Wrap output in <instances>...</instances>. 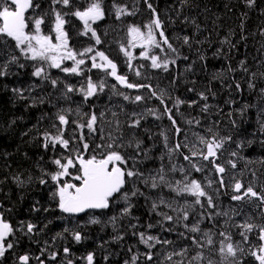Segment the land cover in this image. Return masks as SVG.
I'll return each mask as SVG.
<instances>
[{"label":"trees","instance_id":"1","mask_svg":"<svg viewBox=\"0 0 264 264\" xmlns=\"http://www.w3.org/2000/svg\"><path fill=\"white\" fill-rule=\"evenodd\" d=\"M39 2L47 11L50 0H39ZM79 2L82 3L83 0ZM115 2L126 4L129 10L138 9V11L135 16L117 20L111 10L113 0H104L109 11L106 12L105 19L95 24L94 28L109 44V49L103 46L101 51H105L118 67H124L127 66L126 58L121 55L119 45L125 36V28L129 24L143 25L152 17L144 0H115ZM150 2L159 13L165 33L180 52L181 58L177 59L175 65H170L168 72L152 70L147 66L148 62L142 59H139V62H132L134 67L136 64L145 65L143 69L147 70H144L147 78L137 82L131 80V82L151 84L158 94L163 90L165 103L170 107L177 97L185 101H198L192 107H188L187 103L182 105L176 113L175 118L183 134L189 139H194L193 132L206 135V128L212 126L221 136L232 135L233 142L225 145L226 151L220 161L224 163L227 159H235L237 169H231L226 165L228 171L225 175L230 179L233 176L243 177L242 181L245 184L254 182L259 191L260 187L264 186V163H261L264 161V129L260 126L264 122V97H261L259 92V89L264 88V77L260 75L264 73V35H261L264 31V0H256L252 8H248L244 0H188L187 5L182 4L181 0H150ZM67 19L70 21L69 24L76 22L74 17H67ZM77 23L80 26L78 20ZM118 29L122 32L121 39L117 35L113 39ZM184 36L191 38V47L183 44ZM225 37L231 42L230 44L222 43ZM87 39L91 42L88 37ZM170 55L174 54L170 53ZM183 56H187L188 59H183ZM241 61H245L248 73L241 70ZM230 67L234 71H230ZM133 73L132 71L131 76ZM250 73H256L253 79L256 84L255 90L248 88ZM50 75L56 79L60 76L56 72ZM59 81L61 83L53 89L49 82L38 83L23 70L12 71L7 77L0 78V205L3 206L0 210L4 211L9 222L18 229L15 237L9 238L17 241L15 247L6 253L5 258L0 260V264H19L18 257L25 254L30 257L29 264H40V261H43V264H68L69 260L73 264H87L85 257L89 253L94 254V264H125V261L131 260L133 254L140 255L137 264H159L167 252L178 250L188 241L178 235L179 232L185 231L182 225H176L173 232H165L157 225L161 217L152 211V201L161 194L167 199L175 198L179 202L185 199L191 200V197H175V194L169 192L167 188L152 190L143 184H138L137 186L144 195L131 198L130 215H121L126 205L120 202L108 210L88 212L75 219L60 212L56 207V201L52 197L54 186L51 181L49 180L48 184L40 183L42 178L47 179L44 172L54 169V165L51 164V157L54 153L42 147V133L55 132L52 123L60 108L75 109L79 106L82 112L95 110L99 113L103 111L106 114V120L113 119L110 116L111 106L104 101L106 99L100 93L87 102H84L83 98L77 94H70L71 100H65L61 98L63 86L65 84L75 85V83L63 79ZM83 82L84 79L79 85ZM235 83L241 84L240 91L235 89ZM229 84L232 88L227 87ZM109 85L112 90L117 91V86L113 89L112 85ZM13 88L25 89L24 98L14 94L11 91ZM200 92H204L209 97L206 101L211 106L208 112L201 111L200 106L205 101L199 99L198 93ZM138 94L147 95L148 90L133 89L131 91V97ZM169 96L171 100L168 99ZM245 104L252 105V107L241 115L240 109ZM147 107L163 110V106L155 98L139 105L130 103L131 111L143 112ZM114 108L113 111L118 113V119L125 125V133L131 136L134 132L143 141L142 147L147 151V157L141 153L140 158L145 159L148 164L143 166L145 174L147 175L152 170L155 174L161 164L167 169L169 160L165 155L166 149L161 133L169 136V144L183 141V135L180 137L174 135L171 122L166 116L159 120L148 116L141 121L140 128L128 129L126 125L129 106H122L119 102ZM173 111L175 112V109ZM193 118L200 120L202 126L189 125L187 120ZM72 119L76 117L71 116L70 120ZM233 120L236 121V127L232 125ZM72 127L75 126L72 125ZM105 127L107 128V125ZM70 134V132L66 133V137ZM248 141L252 143L249 144ZM240 142H243L244 147L237 149V143ZM182 151L187 153V149ZM230 151H238L239 156L230 157ZM162 155L163 160H161ZM171 163L188 168V162L184 161L179 153L175 154ZM253 172L256 173L255 177L252 175ZM192 176L202 180L205 173L193 172ZM15 177H20L23 183L18 184ZM247 177L251 178L249 182ZM168 178L181 179V174L169 172ZM218 187V184L213 185V189ZM213 189H208V191L215 195ZM229 190L226 185L220 189V193L228 194ZM216 203L219 206L217 197ZM158 211L175 215L166 208H160ZM196 211H201L198 206ZM113 216L116 217L114 224L110 220ZM93 218L98 219L99 222L90 223ZM28 223L36 226L31 234H26ZM149 223L155 225L147 229L150 234L172 240V245H174H156V248L152 249L154 253L152 262L144 260L142 254L148 249L139 242L138 236L133 235L134 231H146V225ZM133 224L137 225L136 229L131 227ZM169 226L168 223L164 224L165 228ZM200 227L205 231L212 229L215 232L217 229L223 230L228 225L222 222L221 217H217L212 222L204 220ZM73 231L82 233L84 239L80 243L73 239ZM117 236L123 238L117 240L115 239ZM64 248L69 249L67 254ZM158 249L163 250L158 253ZM196 251L197 249L193 247L189 256L195 255ZM53 253L56 254L54 260L50 258ZM205 255L218 260V257L207 249ZM37 257L39 260L36 259ZM174 259L180 258L175 257ZM164 264L168 262L164 261Z\"/></svg>","mask_w":264,"mask_h":264},{"label":"snow or ice","instance_id":"2","mask_svg":"<svg viewBox=\"0 0 264 264\" xmlns=\"http://www.w3.org/2000/svg\"><path fill=\"white\" fill-rule=\"evenodd\" d=\"M181 2L184 5L188 4V0H181ZM244 2L248 8H252L256 0H244ZM144 3L150 10L152 18L143 25L129 24L127 44L119 45V51L126 58L129 71H133L137 77L142 76L139 68L134 67L132 63L137 58L149 61L150 64L147 66L151 69L164 72H168L170 65H175L177 59L181 58L180 52L165 33L163 21L156 8L150 0H144ZM111 10L117 20L135 16L138 11V9L129 10L126 4H118L115 0L111 5ZM107 11L109 9L104 0H83L82 3L79 0H50L47 11L39 0H0V58H3L0 59V78L8 76L9 69L13 65L24 68L26 65L21 62L23 59L31 62L34 69L31 75L38 80L49 82L53 89H56L61 81L52 78L49 69H58L66 76L82 77L84 82L79 86L65 84L61 98L71 100L70 94H77L83 98L84 102H87L105 90L106 83L103 79L95 81L91 76L86 75V72L98 70L106 77H112L118 85L127 89L148 90L147 95L138 94L134 97L115 93L121 95L125 101L139 105L155 98L163 106L162 111L152 107L145 108L143 112L132 111L128 114L126 125L128 129L140 128L141 121L148 116L157 120L166 116L171 122L174 135L176 137L183 135V141L169 144V136L162 132L169 167L166 169L161 164L155 174L146 175L138 166L141 163L139 159L141 153L147 157V151L142 147L143 141L134 132L131 136L125 133V125L118 119L117 112H111L113 119L106 120V114L103 111L99 113L95 110L82 112L79 106L75 109L60 108L52 123L55 132L42 133V147L54 153L51 157L54 169L45 171L44 176L47 179L42 178L40 183L48 184L49 180L51 181L54 186L52 197L56 201V207L60 212L69 216L108 210L120 202L126 205L121 215H130L131 198L144 195L137 186L138 184H143L152 190L167 188L169 192L175 194V197H191L192 199H185L183 203H180L175 198L170 200L163 194L159 195L151 204L152 211L161 217L157 225L165 232H173L176 225H182L185 231L179 232L178 235L188 243L181 245L178 250L167 252L159 264H164V261L168 264H264V222L257 223L255 219L258 216L261 221H264V186L258 191L254 182L246 186L233 176L231 200L237 202V206L227 211L216 210L218 207L216 197L220 194V189L226 187L225 174L228 171L226 165L231 169H237L235 159H227L224 163L218 162L226 151L225 145L233 142L232 135L221 136L218 131L209 126L206 128V135L193 132L194 139H189L183 134L175 117L182 105L187 103L188 107H192L198 101H185L177 97L170 107L165 103L163 90L158 94L151 84L132 83L126 75L120 74L117 63L109 58L105 51L97 48L102 44V40L93 25L104 20ZM67 17H74L78 20L81 24L78 35L88 37L94 43L82 49L72 46L69 32L65 27L70 23ZM261 35H264V31ZM182 39L184 45L191 47L189 36H184ZM222 43L230 44L231 42L225 37ZM135 49H140L138 57L133 51ZM182 58L188 59L187 56ZM66 62H71V65L66 66ZM89 64L90 67H86ZM143 67L145 65L141 64L140 68ZM240 68L248 73L245 61L240 62ZM229 70L234 71L231 67ZM260 75L264 77V73ZM255 76L256 73L249 74V89H256V84L253 82ZM116 86L114 84L112 88L115 89ZM227 87L232 88V85L229 84ZM235 89L240 91L241 84L235 83ZM11 91L18 97L24 98L25 89L13 88ZM259 92L261 97H264V88L259 89ZM198 96L201 101H205L200 106L201 111L208 112L211 107L206 103L209 99L208 95L200 92ZM168 99L171 100V96ZM249 107L252 105L245 104L240 109V114L243 115ZM71 116H75L76 119L70 120ZM187 123L202 126L201 121L195 118L187 120ZM72 125L75 127L73 128ZM232 125L236 127L235 120L232 121ZM260 126L264 129V122ZM68 132L71 134L66 137ZM248 143L252 142L248 141ZM243 147V142L237 143V149ZM183 149H187L186 154L182 151ZM177 153L188 162V168L171 163ZM229 156L238 157L239 152L230 151ZM163 159L162 155L161 160ZM169 172H179L181 179L170 180ZM193 172L205 173L203 181L194 178ZM210 173H215L216 178H212ZM252 175L255 177L256 173L253 172ZM14 179L18 184L23 183L20 177ZM214 184H218L219 187L213 189ZM208 189H213L215 195L210 194ZM245 205L251 209H259V212L249 211L244 207ZM197 206L201 211H196ZM2 208L3 206L0 205V209ZM160 208H166L175 215L158 211ZM220 216L228 217L225 221L228 227L223 230L205 231L200 227L204 220L212 222ZM235 216H240L241 219L237 221L234 219ZM110 220L114 224L116 217L113 216ZM229 221H231L230 224ZM98 222L99 220L95 218L90 220L93 224ZM165 223L170 226L165 228ZM154 226L149 223L146 225V231L133 232V235L138 236L139 242L148 249L142 254L146 262L154 260L152 249L156 248V245L173 244L172 240L152 235L147 231ZM131 227L136 229L137 225L133 224ZM35 229L34 224L28 223L26 234L33 233ZM17 230V227L6 218L4 211L0 210V260H3L6 253L15 247L17 241L9 238L15 237ZM72 237L77 243L84 239L79 231H73ZM122 238L121 236L115 237L117 240ZM193 247L197 251L195 255L189 256ZM206 249L218 257V260H213L211 256L206 257ZM129 251L131 252L132 249L130 248ZM64 252L67 254L69 249L64 248ZM175 257L180 259H174ZM50 258L54 260L56 254L53 253ZM36 259L39 260V257ZM85 259L87 264H94V254L89 253ZM139 259V254H133L131 260L125 261V264H137ZM18 261L19 264H29L30 257L27 254L21 255ZM40 264H43V261H40ZM68 264H73V262L69 260Z\"/></svg>","mask_w":264,"mask_h":264},{"label":"rangeland","instance_id":"3","mask_svg":"<svg viewBox=\"0 0 264 264\" xmlns=\"http://www.w3.org/2000/svg\"><path fill=\"white\" fill-rule=\"evenodd\" d=\"M139 51H140V49H139ZM139 51H138L137 54H135L136 56L139 55ZM21 62L22 63H25L23 60H21ZM25 65H27V64L25 63ZM17 69H19V67L14 66V65L10 67V70H17ZM92 78H93V80L96 81V78H94V77H92ZM115 93H117V91H114L111 88H105L104 92L100 93L106 99L104 101L105 102H108V104L111 106V112H113V108H114L113 107V103L116 101V98H117V94H115ZM114 111H115V108H114ZM110 116H111V114H110ZM214 176L215 175H213V177ZM180 203H183V202H180Z\"/></svg>","mask_w":264,"mask_h":264},{"label":"flooded vegetation","instance_id":"4","mask_svg":"<svg viewBox=\"0 0 264 264\" xmlns=\"http://www.w3.org/2000/svg\"><path fill=\"white\" fill-rule=\"evenodd\" d=\"M136 68H139V70H140L141 72H143V73H142V76H141V77H137V76L135 75V73H133V76H131V73H132V72H130V73H129V78H130V80H132L133 82H137L138 80L140 81V79H141V81L144 80V79H146V78H147V73H145V71H144V70H146V69H145V68H144V69H143V68H140V64H139ZM146 71H147V70H146ZM168 246H174V245L170 244V245H168ZM163 249H165V248H163ZM163 249H158V253H159L161 250H163Z\"/></svg>","mask_w":264,"mask_h":264},{"label":"bare ground","instance_id":"5","mask_svg":"<svg viewBox=\"0 0 264 264\" xmlns=\"http://www.w3.org/2000/svg\"><path fill=\"white\" fill-rule=\"evenodd\" d=\"M139 64H136L135 67H137ZM122 93V92H119ZM123 100V97L121 95H117L116 101L113 103V107L118 104L119 102H121ZM108 103V102H107ZM177 159V158H176ZM208 171V170H207ZM245 179V178H244ZM250 180V179H249ZM212 193V192H211Z\"/></svg>","mask_w":264,"mask_h":264},{"label":"water","instance_id":"6","mask_svg":"<svg viewBox=\"0 0 264 264\" xmlns=\"http://www.w3.org/2000/svg\"><path fill=\"white\" fill-rule=\"evenodd\" d=\"M82 214H84V213H81V214H79V215H75V216H80V215H82Z\"/></svg>","mask_w":264,"mask_h":264}]
</instances>
